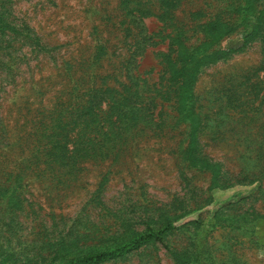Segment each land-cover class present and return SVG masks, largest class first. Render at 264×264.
<instances>
[{
    "label": "rangeland",
    "instance_id": "obj_1",
    "mask_svg": "<svg viewBox=\"0 0 264 264\" xmlns=\"http://www.w3.org/2000/svg\"><path fill=\"white\" fill-rule=\"evenodd\" d=\"M129 1L148 13L144 28L122 0H0L11 27L0 32V264L56 263L168 223L176 228L163 241L103 264H264V0H255L257 35L248 40L227 11L236 0H183L166 19L160 0ZM217 18L235 30L213 47L227 53L203 66L194 86L200 151L223 171L212 187V171L185 159L187 124L158 94L170 89L162 64L170 33L182 28L197 45L199 26ZM145 35L154 45L138 57L146 81L136 88L144 102L154 96L153 130L72 172L58 168L54 144L79 131L60 125L91 96L103 101L107 87L126 91L128 60ZM102 115L89 137L105 148L98 132L111 127Z\"/></svg>",
    "mask_w": 264,
    "mask_h": 264
},
{
    "label": "trees",
    "instance_id": "obj_2",
    "mask_svg": "<svg viewBox=\"0 0 264 264\" xmlns=\"http://www.w3.org/2000/svg\"><path fill=\"white\" fill-rule=\"evenodd\" d=\"M182 1L160 0V7L163 10L165 19L170 15V12L180 6ZM236 2V4L231 3L227 11L234 14L239 25L245 28L244 38L248 40L257 35L256 3L255 0H236ZM130 3L131 1L129 0H122L123 11L128 16H131L136 24L144 28V18L148 13H142L140 8L132 7L129 5ZM195 15L199 16L201 13H196ZM165 21L167 23L170 22V20ZM7 29H11L10 25L0 17V32ZM199 29L204 35V40L200 44L193 46L188 44V38L184 36L185 32L182 28H177L178 32H173L174 34L170 33L168 53L162 54V64L165 66V74L167 76L164 79L166 82L165 87L170 89L164 93L160 92L158 96H161L166 103H172L170 106L176 112L174 119L178 120L179 124H187L188 126V145L184 152L186 161L195 167L199 166L202 169L212 171V187H219L223 183L221 179L223 174L222 166L219 163L209 161L200 151L199 134L203 121L197 106L194 86L203 66L211 64L226 55L227 51L213 50V47L233 32L235 26L230 24V22L217 18L201 24ZM153 40L154 38L151 36L145 35L139 47L134 50L128 60L126 79L130 84L126 87V91L119 92L111 87H107L104 90L101 100L107 101L108 109L106 111L100 106L103 101L93 100V96H91L82 107L74 109L75 114L73 117H70L68 121L62 122V125H60L62 129L73 126L78 128L79 131L74 136L69 132L61 135V138L54 144L51 154L59 164L58 168H68L72 172L76 169V165L80 160L107 156L110 150L121 149L132 143L130 140L142 129L150 128V130H153L156 117L154 112H152V106L156 105L154 100H152L154 96L147 98L150 103L144 102L145 96L136 88L138 82L142 81L145 83L144 81H146L138 74L139 60L143 57L146 47L154 45ZM100 90L98 88L92 89L96 94ZM102 112L106 114L105 117L102 115L105 120L104 125L111 127L109 130L105 131L103 129V132H98V137L102 139L101 141L105 144V148L100 144L94 143L96 138L89 137L93 133L89 129L93 127L92 124H95L99 114H102ZM66 140H68V143L74 142L78 143V145L75 146L74 144L72 148H69L67 143L64 144ZM60 141L61 145L59 144ZM258 175L252 179L250 178V182L262 181V174ZM7 182L12 185L10 183L12 181L9 178ZM175 228L174 224L168 223L158 230L147 228L142 232H133L131 237L122 243L115 242L106 249L89 248L75 253L70 258L56 263L51 262L50 264H103L125 257L149 242L163 241V237ZM75 247L77 249V246ZM234 264L242 263L239 259H235Z\"/></svg>",
    "mask_w": 264,
    "mask_h": 264
}]
</instances>
